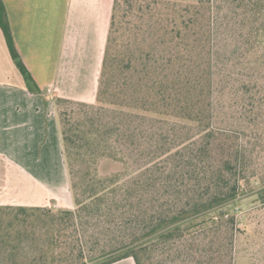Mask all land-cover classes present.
<instances>
[{
  "label": "trees",
  "instance_id": "1",
  "mask_svg": "<svg viewBox=\"0 0 264 264\" xmlns=\"http://www.w3.org/2000/svg\"><path fill=\"white\" fill-rule=\"evenodd\" d=\"M53 105L73 209L0 205V264H264L224 208L264 178V0H113L95 101Z\"/></svg>",
  "mask_w": 264,
  "mask_h": 264
},
{
  "label": "crops",
  "instance_id": "2",
  "mask_svg": "<svg viewBox=\"0 0 264 264\" xmlns=\"http://www.w3.org/2000/svg\"><path fill=\"white\" fill-rule=\"evenodd\" d=\"M2 1L15 47L40 94L27 90L0 30V171L8 164L23 171L29 196L41 186L50 198H60L67 170L53 98L94 102L85 94L98 87L113 0ZM46 198L11 206L73 209L71 197L63 201L67 207Z\"/></svg>",
  "mask_w": 264,
  "mask_h": 264
},
{
  "label": "rangeland",
  "instance_id": "3",
  "mask_svg": "<svg viewBox=\"0 0 264 264\" xmlns=\"http://www.w3.org/2000/svg\"><path fill=\"white\" fill-rule=\"evenodd\" d=\"M95 91H86L85 97L87 99H91L94 96V101L96 98ZM92 96H91V94ZM94 93V94H93ZM48 103L49 101H44ZM65 161V159H64ZM65 169H66V162ZM63 174V173H62ZM1 176L3 178H1ZM65 185L62 187L57 195H60V198H50L49 194L43 192L41 186H36L33 189V193L29 196V185H27L26 177L23 171L13 170L9 164L5 166L3 173L0 171V183H5L4 186L0 188V204L4 205H20L30 203L33 204H41L42 199L47 197L49 199L50 204H57L58 201L66 206L65 201L68 198L70 201V197L72 198L70 184L66 174H63ZM244 185V184H243ZM264 189V178L263 180H252L248 185L241 186L239 190L238 196L229 204L225 205V209L229 213H233L235 218L238 220V228L240 230H244L245 233H252L254 228L253 224H250L245 218L247 215L250 216H259L260 219L264 218V204L258 199V193H260ZM36 196V197H35ZM37 198V202L31 201V198ZM34 198V199H35ZM46 198V199H47ZM67 203V202H66ZM61 204V205H62ZM62 205V206H63ZM67 207V206H66ZM252 244V237L247 240L245 236L242 234H236L234 238V264H250L251 253H254L253 248L250 247Z\"/></svg>",
  "mask_w": 264,
  "mask_h": 264
}]
</instances>
